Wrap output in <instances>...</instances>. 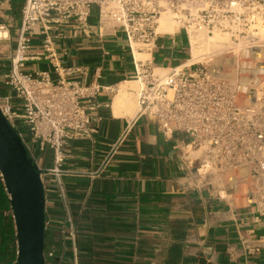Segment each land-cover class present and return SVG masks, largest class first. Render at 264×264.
Here are the masks:
<instances>
[{
	"label": "built area",
	"instance_id": "built-area-1",
	"mask_svg": "<svg viewBox=\"0 0 264 264\" xmlns=\"http://www.w3.org/2000/svg\"><path fill=\"white\" fill-rule=\"evenodd\" d=\"M171 11L187 38L189 57L158 73L151 59L139 67L132 43L157 47L158 22ZM97 17V25L90 23ZM73 37H125L140 89L138 117L154 123L166 138L177 137L175 150L184 171L183 192L208 193L231 208L243 199L236 220L264 225V0H25L16 49L0 96V109L18 132L29 157L46 178L53 176L65 212L63 235L71 244V264H80L78 229L63 175L64 148L73 140L93 139L101 120L99 96L116 88L102 85V69L66 67L67 49L57 42L65 26ZM0 26V31L4 30ZM228 36L227 49L192 59L191 37L200 31ZM4 37H1V39ZM40 40L34 48V40ZM143 51L142 48H139ZM47 61L52 72L25 71L29 62ZM131 131V124L103 161L105 167ZM51 152L53 167L42 170L38 153ZM259 238L255 250L263 247ZM246 251H254L243 240ZM57 249L45 250L53 264ZM64 255L60 256V261ZM16 264V262L14 263Z\"/></svg>",
	"mask_w": 264,
	"mask_h": 264
},
{
	"label": "crops",
	"instance_id": "crops-1",
	"mask_svg": "<svg viewBox=\"0 0 264 264\" xmlns=\"http://www.w3.org/2000/svg\"><path fill=\"white\" fill-rule=\"evenodd\" d=\"M25 0H0V96L11 94L4 84L10 57L16 49ZM97 25V17L90 19ZM57 42L67 49L66 67L101 68L102 85L116 88L99 96L97 132L93 139L73 140L65 148L63 175L70 209L78 229L80 264H264V225L236 220L235 209L245 211L243 199L227 203L204 192H183L184 171L175 150L177 137L166 138L146 117L115 115L120 86L135 74L125 37L96 35L73 37L65 26ZM181 32L160 38L151 53L156 68H173L187 52ZM40 40H34L39 48ZM188 53V52H187ZM25 71L52 72L47 61L29 62ZM137 98V97H136ZM131 124V131L111 161L102 167L112 145ZM42 170L53 167L51 152L38 153ZM46 246L60 250L53 264H71V244L63 235L65 212L57 197L53 176L46 178ZM243 240L254 251H246ZM264 241V239L262 240ZM64 260L60 261V256Z\"/></svg>",
	"mask_w": 264,
	"mask_h": 264
},
{
	"label": "water",
	"instance_id": "water-1",
	"mask_svg": "<svg viewBox=\"0 0 264 264\" xmlns=\"http://www.w3.org/2000/svg\"><path fill=\"white\" fill-rule=\"evenodd\" d=\"M0 174L15 223L16 264H46V195L41 171L1 109Z\"/></svg>",
	"mask_w": 264,
	"mask_h": 264
},
{
	"label": "bare ground",
	"instance_id": "bare-ground-1",
	"mask_svg": "<svg viewBox=\"0 0 264 264\" xmlns=\"http://www.w3.org/2000/svg\"><path fill=\"white\" fill-rule=\"evenodd\" d=\"M181 24L176 19V16L171 11H167L162 14L158 22V34L174 35L179 31ZM4 37V32L0 31V38ZM228 36L218 32H214L213 35H208L205 31H200L196 35L191 37L192 44V59L197 61L203 58L206 54L213 52H221L227 49L226 43L228 42ZM134 56L138 66L141 63H145L151 59L150 48L152 45H137L132 43ZM142 48L143 51H140ZM158 73H164V69L157 68ZM140 89V84L136 80H131L120 86L116 98L114 101V113L115 115H130L134 116L138 105L136 104V92Z\"/></svg>",
	"mask_w": 264,
	"mask_h": 264
},
{
	"label": "trees",
	"instance_id": "trees-1",
	"mask_svg": "<svg viewBox=\"0 0 264 264\" xmlns=\"http://www.w3.org/2000/svg\"><path fill=\"white\" fill-rule=\"evenodd\" d=\"M55 247L60 250V240ZM51 248L46 246L45 250ZM17 237L11 204L0 174V264H14L17 261Z\"/></svg>",
	"mask_w": 264,
	"mask_h": 264
},
{
	"label": "rangeland",
	"instance_id": "rangeland-1",
	"mask_svg": "<svg viewBox=\"0 0 264 264\" xmlns=\"http://www.w3.org/2000/svg\"><path fill=\"white\" fill-rule=\"evenodd\" d=\"M182 39H183V42H184L185 47H187V38H186V36H185L184 33L182 34ZM188 57H189V55H188L187 52L182 53L181 54V61L186 60V58H188ZM130 80H134V79H130ZM136 102L138 104L137 98H136Z\"/></svg>",
	"mask_w": 264,
	"mask_h": 264
}]
</instances>
